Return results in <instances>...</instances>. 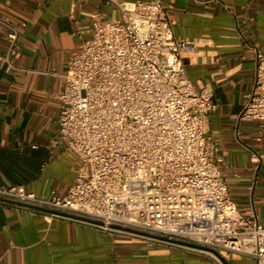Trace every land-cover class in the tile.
<instances>
[{
  "label": "built area",
  "instance_id": "1",
  "mask_svg": "<svg viewBox=\"0 0 264 264\" xmlns=\"http://www.w3.org/2000/svg\"><path fill=\"white\" fill-rule=\"evenodd\" d=\"M105 1L120 17L93 19L92 36L70 58L59 96V142L76 157L73 184L65 195L52 190L48 198L23 185L0 186V203L98 221L104 226L74 220L208 255L219 264L225 263L211 253L109 227L207 247L228 264L233 255L264 264V226L254 209L240 211L234 202L219 147L205 130L217 105L211 93L194 88L181 59L194 44L175 38L164 0ZM4 25L10 73L18 30ZM252 49L254 86L238 123L264 128V55ZM262 160L254 154L255 163Z\"/></svg>",
  "mask_w": 264,
  "mask_h": 264
},
{
  "label": "crops",
  "instance_id": "2",
  "mask_svg": "<svg viewBox=\"0 0 264 264\" xmlns=\"http://www.w3.org/2000/svg\"><path fill=\"white\" fill-rule=\"evenodd\" d=\"M135 1V0H121ZM174 36L194 48L181 55L197 91L217 105L206 124L240 211L264 226V128L238 123L254 86L256 45L264 55V0H164ZM120 17L105 0H0V186L23 185L39 198L65 195L75 155L59 142V96L70 58L92 36V21ZM8 23L18 30L5 72ZM51 213L0 203V264H219L181 247L109 233ZM233 264H255L233 255Z\"/></svg>",
  "mask_w": 264,
  "mask_h": 264
},
{
  "label": "water",
  "instance_id": "3",
  "mask_svg": "<svg viewBox=\"0 0 264 264\" xmlns=\"http://www.w3.org/2000/svg\"><path fill=\"white\" fill-rule=\"evenodd\" d=\"M10 203L13 204V205H18L20 207H24V208H31L28 205H24V204H20V203H15V202H10ZM40 210L42 212H47V213H51V214H59L61 216H64V217L72 219V220L87 222V223L98 225V226H104L103 223L98 222V221H93V220H89V219L82 218V217L71 216V215H67V214H63V213H59V212L51 211V210H44V209H40ZM109 228L114 229V230H120V231H123V232H126V233H132V234L148 237V238L158 239L160 241L172 243V244H175V245H178V246H184V247L198 249V250H201V251H204V252H208V253H211L214 256H216L223 263L228 264L224 260L223 256L220 253H218L217 251H215L213 249L207 248V247L190 244V243H186V242H183V241L170 240V239H167V238H163V237H159V236H155V235H151V234H147V233H142V232H138V231H134V230H131V229H127V228H123V227H119V226H114V225L110 226Z\"/></svg>",
  "mask_w": 264,
  "mask_h": 264
}]
</instances>
